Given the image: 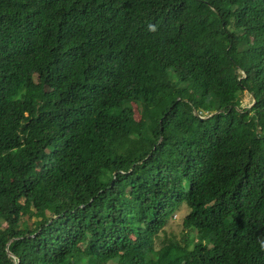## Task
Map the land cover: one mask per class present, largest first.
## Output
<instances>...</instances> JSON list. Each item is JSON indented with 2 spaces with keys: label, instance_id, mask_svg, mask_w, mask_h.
Instances as JSON below:
<instances>
[{
  "label": "trees",
  "instance_id": "trees-1",
  "mask_svg": "<svg viewBox=\"0 0 264 264\" xmlns=\"http://www.w3.org/2000/svg\"><path fill=\"white\" fill-rule=\"evenodd\" d=\"M109 262L264 264V0H0V264Z\"/></svg>",
  "mask_w": 264,
  "mask_h": 264
},
{
  "label": "rangeland",
  "instance_id": "rangeland-1",
  "mask_svg": "<svg viewBox=\"0 0 264 264\" xmlns=\"http://www.w3.org/2000/svg\"><path fill=\"white\" fill-rule=\"evenodd\" d=\"M251 99L250 95L247 92H244L241 95V106H250ZM23 201V199H21ZM184 210L178 211L173 214L168 224H166L165 229L167 233H173L176 237H179V234L183 231L181 227V217L183 216ZM162 233V232H161ZM108 264H114V262H109Z\"/></svg>",
  "mask_w": 264,
  "mask_h": 264
}]
</instances>
